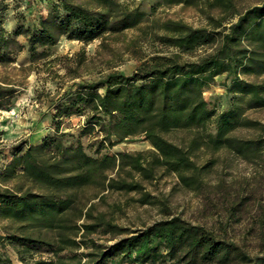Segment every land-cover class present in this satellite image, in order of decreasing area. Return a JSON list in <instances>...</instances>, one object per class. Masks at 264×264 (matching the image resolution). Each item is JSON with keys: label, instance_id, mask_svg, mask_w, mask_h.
Masks as SVG:
<instances>
[{"label": "trees", "instance_id": "16d2710c", "mask_svg": "<svg viewBox=\"0 0 264 264\" xmlns=\"http://www.w3.org/2000/svg\"><path fill=\"white\" fill-rule=\"evenodd\" d=\"M239 1L161 0L159 6L197 7L207 28L166 20L141 29L145 13L117 0H56L34 22L28 20L30 0H0V67L12 66L25 52L31 68L42 62L51 71L57 63L62 79L72 82L58 88L49 107V132L36 143L24 139L13 145L0 166V264H264V248L249 256L178 216L131 230L92 202L118 192L137 195L142 206H163L143 185L159 170L198 191L212 163L198 166L195 152L226 150L250 159L263 149L261 137L232 136L239 128L262 129L245 114L264 109V0L243 9ZM11 11L14 25L7 30ZM133 29L141 35L126 50L138 54L139 64L129 75L113 66L96 80H81L84 51L70 58H52L50 52L65 39L83 45L98 40L102 52L114 53L106 39ZM142 42L152 52L143 53ZM205 48L209 51L196 60L182 57ZM220 76L227 98L221 110L203 97ZM17 88L0 81V111L10 107ZM73 117L83 121L75 133H65L64 121ZM178 130L195 132L186 146L165 138ZM137 137L150 149L109 152ZM82 138L95 139L92 154ZM94 235L108 240L99 243Z\"/></svg>", "mask_w": 264, "mask_h": 264}, {"label": "rangeland", "instance_id": "374dc122", "mask_svg": "<svg viewBox=\"0 0 264 264\" xmlns=\"http://www.w3.org/2000/svg\"><path fill=\"white\" fill-rule=\"evenodd\" d=\"M56 0H30L31 15L28 20L36 21L46 15L47 6ZM130 7H137L146 15L140 27L146 28L154 21H180L192 28H207V22L199 9L194 6H159L161 0H117ZM259 0H241L240 9L258 3ZM23 10V8L21 9ZM20 10V11H21ZM27 12V10L25 11ZM11 11L5 28L11 30L14 25ZM161 35L163 32L156 30ZM141 30L133 29L119 36L106 39L114 53L102 52L100 41L83 45L76 41L61 39L50 49L52 58L73 57L77 52L84 51L87 61L79 70L81 80H96L99 72L105 74L107 69L115 66L124 74H131L138 66L137 56L126 50L133 38L140 37ZM143 53L152 49L147 43H141ZM161 48V46H157ZM209 51L199 49L192 54L182 55L184 60L192 61ZM25 52L18 55L16 63L8 67H0V81L18 87L16 97L10 107L0 111V166L8 160L10 148L21 140L37 142L49 132V107L56 96L58 88H67L72 82L62 79L64 71L55 63L51 71L44 70L42 62L29 66ZM59 75L56 78L55 75ZM253 80L254 78H247ZM74 81H79L74 80ZM224 76L217 77L215 82L205 89L204 99L220 110L226 106L227 98L222 87ZM245 116L260 123V130L239 128L232 136L241 139H264V109L249 110ZM82 118L73 117L64 121L63 131L75 133L81 125ZM195 132L173 131L165 138L178 146H186ZM95 139L82 138L81 143L88 154H92L90 145ZM150 146L141 137L129 138L113 147L109 152H139L149 150ZM198 165L211 162L208 173L203 178V185L198 191L184 189L177 178L163 170H159L153 181L143 182L147 192L157 197L163 206H142L135 202L137 195L125 193H103V201L95 199L97 210L104 212L108 218L121 227L131 230L142 229L155 221L169 216H178L188 223L199 225L215 235L231 241L242 248L249 256L261 254L264 248V147L254 157L245 159L220 150L216 153L195 152L192 157ZM93 190L89 191V195ZM99 243H106L108 236L94 235ZM110 243V242H109ZM108 243V244H109ZM12 260L14 255L9 252ZM46 258V255H42ZM175 264V263H166ZM217 264V263H208ZM231 264H237L236 262Z\"/></svg>", "mask_w": 264, "mask_h": 264}, {"label": "crops", "instance_id": "0c3cea01", "mask_svg": "<svg viewBox=\"0 0 264 264\" xmlns=\"http://www.w3.org/2000/svg\"><path fill=\"white\" fill-rule=\"evenodd\" d=\"M34 143H36V142H34Z\"/></svg>", "mask_w": 264, "mask_h": 264}]
</instances>
